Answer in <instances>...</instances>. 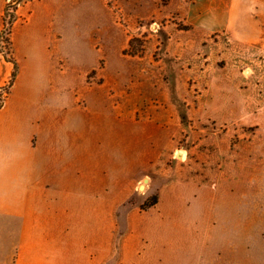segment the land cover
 I'll use <instances>...</instances> for the list:
<instances>
[{"label": "crops", "instance_id": "1", "mask_svg": "<svg viewBox=\"0 0 264 264\" xmlns=\"http://www.w3.org/2000/svg\"><path fill=\"white\" fill-rule=\"evenodd\" d=\"M81 3L29 0L11 29L0 235L21 238L16 264H264V0L157 2L134 98L103 57L83 72L112 110L75 83ZM13 71L0 50V87Z\"/></svg>", "mask_w": 264, "mask_h": 264}, {"label": "rangeland", "instance_id": "2", "mask_svg": "<svg viewBox=\"0 0 264 264\" xmlns=\"http://www.w3.org/2000/svg\"><path fill=\"white\" fill-rule=\"evenodd\" d=\"M81 2L85 8L77 14V52L75 58L73 57L75 83L78 92L85 97L89 106L95 107L99 102L104 103V107L108 110H112L114 105L112 100L107 98V90L87 89L83 72L88 67L97 64L100 56L103 57L100 59V66L101 68L105 67L107 62V75L112 77L116 76L117 73L121 75L117 82L118 91L123 93L125 97L134 98L137 91L131 90V78L132 75L139 74L143 63L136 57L124 55V51L129 47L121 48L125 41L132 37L143 38L146 35L148 41L150 40L149 36L151 39H154V36L157 37L158 27H162L163 24L166 25L167 21L155 24V22L151 23L143 19H149L153 14H158L156 3L158 2L162 7L163 2L168 4V0H81ZM171 20H175L176 23L182 22L176 15ZM182 23L184 24V22ZM144 30L145 33H141ZM7 48L9 57H13L11 44H8ZM154 59L157 60V53L154 54ZM93 76L94 74L89 75L87 82H94ZM89 83L86 84L90 86ZM236 100L243 101L245 96L236 94ZM152 103L165 105L158 99ZM181 121L183 122V120ZM192 126L196 129L199 124L192 123ZM209 126L211 127L210 124ZM176 128L177 126H174V129ZM128 159L130 160L129 157ZM143 191L140 189L139 194H144ZM20 240L19 237L0 235V264H16L18 258L16 248Z\"/></svg>", "mask_w": 264, "mask_h": 264}, {"label": "trees", "instance_id": "3", "mask_svg": "<svg viewBox=\"0 0 264 264\" xmlns=\"http://www.w3.org/2000/svg\"><path fill=\"white\" fill-rule=\"evenodd\" d=\"M12 1L14 2L15 5H17L22 0H12ZM162 5L166 6L167 4H166V2H163ZM10 7H11V5L8 3L7 6H6V10H5L4 28L6 26L7 16H8V9ZM11 17H12V19L16 18L15 15H11ZM177 25H178V29L179 30L188 31V30L191 29V26L185 25L182 22H180V23L178 22ZM2 34H3V30L1 32V37H2ZM1 37H0V39H1ZM147 41L148 40H147V36L146 35L143 38L132 37L130 39V42H129V48L124 51V55H129V56H132V57H143L145 55V52H146V43H147ZM9 42L11 44V40H9ZM4 56H5V58L8 61H11V62L14 63V71H13L12 79H11L10 83L8 85H6V86L0 87V110L4 107V105L6 103V100H7V98L10 95L12 86H13L16 78H17L18 71H19L18 64L15 61V59L13 57H9V56H6V55H4ZM93 74H95V71L92 72L91 75H93ZM158 202H159V197L157 195L152 196L145 204L142 205V209L146 210V209H148L150 207H153L156 204H158Z\"/></svg>", "mask_w": 264, "mask_h": 264}, {"label": "built area", "instance_id": "4", "mask_svg": "<svg viewBox=\"0 0 264 264\" xmlns=\"http://www.w3.org/2000/svg\"><path fill=\"white\" fill-rule=\"evenodd\" d=\"M27 1H29V0H22L17 5H15L12 0H10L8 2L11 5V7L8 9L6 26L3 29V34H2V37L0 39V50L6 56H9V51L7 52V50H8L7 45L10 44L9 40H10V35H11V29H12L13 24L16 21V18L12 19L11 15L16 16V11H17L16 9H18V7L20 5H22L23 3L27 2Z\"/></svg>", "mask_w": 264, "mask_h": 264}, {"label": "bare ground", "instance_id": "5", "mask_svg": "<svg viewBox=\"0 0 264 264\" xmlns=\"http://www.w3.org/2000/svg\"><path fill=\"white\" fill-rule=\"evenodd\" d=\"M147 182H148V181H147ZM147 182H146V183H147ZM144 189H145V185H143V187H142V190H144Z\"/></svg>", "mask_w": 264, "mask_h": 264}, {"label": "water", "instance_id": "6", "mask_svg": "<svg viewBox=\"0 0 264 264\" xmlns=\"http://www.w3.org/2000/svg\"><path fill=\"white\" fill-rule=\"evenodd\" d=\"M145 181L147 182V181H148V179H146ZM142 187H143V186H142ZM142 187H141V188H142Z\"/></svg>", "mask_w": 264, "mask_h": 264}]
</instances>
